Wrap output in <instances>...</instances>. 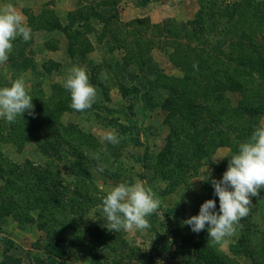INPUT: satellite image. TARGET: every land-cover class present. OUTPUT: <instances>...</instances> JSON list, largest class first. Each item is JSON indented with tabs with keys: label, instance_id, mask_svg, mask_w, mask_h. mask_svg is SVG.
Wrapping results in <instances>:
<instances>
[{
	"label": "rangeland",
	"instance_id": "rangeland-1",
	"mask_svg": "<svg viewBox=\"0 0 264 264\" xmlns=\"http://www.w3.org/2000/svg\"><path fill=\"white\" fill-rule=\"evenodd\" d=\"M109 1L113 4L103 7L101 0H0V9L11 5L31 28V38L13 41L8 61L0 65V87L21 78L40 115L51 110L39 122L24 118L26 140L0 131V206L8 211L0 223V264H46L48 253L67 264H203L183 241L187 236L238 264H264L260 194L251 198L249 215L235 233L220 243L212 242L207 231L194 233L182 225L205 200L215 199L218 207L211 183L201 180L208 172L222 176L229 148L195 162V171L179 175L175 169L174 178L167 179L160 174L170 139L167 112L161 108L169 92L161 76H183L170 62L169 35L162 27L177 33L191 20L195 15L186 20L191 12L175 16L189 10L188 2ZM201 2L206 0H196V13ZM163 13L172 16L161 19ZM134 25L140 26L133 30ZM127 26L133 31H123ZM73 66L83 67L97 89L95 103L84 112L70 107L63 87ZM226 98L233 105L239 99L236 93ZM5 123L0 118V126ZM112 130L120 138L115 145L102 140ZM125 181L141 183L159 200L147 231L117 233L103 226L97 206Z\"/></svg>",
	"mask_w": 264,
	"mask_h": 264
},
{
	"label": "trees",
	"instance_id": "trees-1",
	"mask_svg": "<svg viewBox=\"0 0 264 264\" xmlns=\"http://www.w3.org/2000/svg\"><path fill=\"white\" fill-rule=\"evenodd\" d=\"M112 4L109 0H101L103 7ZM139 26L134 25L133 30ZM127 27L123 31H133L129 30L131 26ZM152 27L159 29L158 25ZM162 28L169 35L170 62L183 73L181 78L161 76L169 92L161 105L167 112L170 127L168 149L160 162V174L167 179V175L174 178L176 170L179 175H184L186 170L195 171L197 162L220 147L229 148L227 158H230L238 151L239 144L249 139L254 128L261 126L260 119L264 116V0H206L200 3L191 20L179 25L177 33ZM147 91L155 93L152 87ZM227 93L238 94L235 105L226 98ZM143 99L147 102L146 97ZM40 110L34 107V116L25 113L15 123L0 126V131L7 129L9 136L11 133L20 141L26 140L23 120L39 122L48 118L51 110L43 109L47 112L44 116L40 115ZM19 175L22 177L24 173ZM5 182L12 184L7 179ZM260 195L264 196V190ZM6 213L5 206H0V223ZM204 238H200L201 243H205ZM183 241L196 250L203 264H238L215 251L210 244L196 246L188 236ZM255 254L259 257V252ZM48 255L50 261L46 264H67ZM37 264L45 263L37 261Z\"/></svg>",
	"mask_w": 264,
	"mask_h": 264
},
{
	"label": "clouds",
	"instance_id": "clouds-1",
	"mask_svg": "<svg viewBox=\"0 0 264 264\" xmlns=\"http://www.w3.org/2000/svg\"><path fill=\"white\" fill-rule=\"evenodd\" d=\"M18 37L27 42L31 38L30 26L11 5L0 9V65L8 61L13 41ZM63 87L71 96L70 107L78 112L91 109L96 101L97 89L90 83L83 67L73 66ZM32 100L33 96L21 78L0 87V118L12 124L25 113L34 116ZM102 140L113 145L120 142L115 130L106 132ZM98 171L103 172V167ZM201 181L211 183L214 196L218 197V207L215 199H207L200 205L198 214L183 220L182 225L189 226L194 233L207 231L212 242L220 243L235 233L240 221L249 215L251 198L264 190V126L255 127L249 139L239 144L219 179L208 172ZM158 207L159 200L151 191L141 183L127 181L114 186L97 206L103 226L117 233L147 231L151 228L149 217Z\"/></svg>",
	"mask_w": 264,
	"mask_h": 264
},
{
	"label": "crops",
	"instance_id": "crops-1",
	"mask_svg": "<svg viewBox=\"0 0 264 264\" xmlns=\"http://www.w3.org/2000/svg\"><path fill=\"white\" fill-rule=\"evenodd\" d=\"M162 1V0H161ZM160 1V2H161ZM185 1H187L188 2V4H189V10L188 9H185L184 8V10L183 9H181V10H178L177 11V13H176V17L178 16V15H181L183 12H184V14H185V12L188 14V12H191V14H188L189 16H187L185 19L186 20H188V19H190L192 16H194L195 15V13H196V11H197V3H196V0H185ZM169 3V6L171 5V2L169 1L168 2ZM184 7V6H183ZM169 13H172V10H169ZM149 15H150V17H153L154 16V14H151V13H149ZM163 15V16H162ZM161 15V19L162 18H165V17H167V16H172L171 14H168V13H163ZM174 16V15H173ZM25 72V71H24ZM222 148H224V147H220V148H218L216 151H215V153L213 154V156H216V154L217 153H220L221 151H222ZM225 153V156H226V152H224Z\"/></svg>",
	"mask_w": 264,
	"mask_h": 264
}]
</instances>
